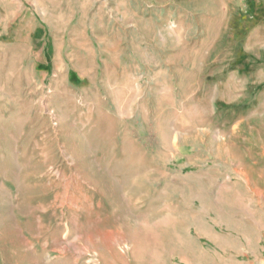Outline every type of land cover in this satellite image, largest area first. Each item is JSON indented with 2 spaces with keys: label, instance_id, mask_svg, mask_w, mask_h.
<instances>
[{
  "label": "rangeland",
  "instance_id": "obj_1",
  "mask_svg": "<svg viewBox=\"0 0 264 264\" xmlns=\"http://www.w3.org/2000/svg\"><path fill=\"white\" fill-rule=\"evenodd\" d=\"M0 264H264V0H0Z\"/></svg>",
  "mask_w": 264,
  "mask_h": 264
}]
</instances>
